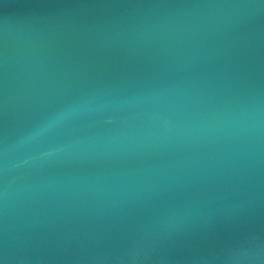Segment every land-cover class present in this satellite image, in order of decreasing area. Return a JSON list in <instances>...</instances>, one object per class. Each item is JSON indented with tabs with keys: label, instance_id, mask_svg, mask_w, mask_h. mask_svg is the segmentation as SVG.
<instances>
[{
	"label": "water",
	"instance_id": "water-1",
	"mask_svg": "<svg viewBox=\"0 0 264 264\" xmlns=\"http://www.w3.org/2000/svg\"><path fill=\"white\" fill-rule=\"evenodd\" d=\"M0 264H264V0H0Z\"/></svg>",
	"mask_w": 264,
	"mask_h": 264
}]
</instances>
